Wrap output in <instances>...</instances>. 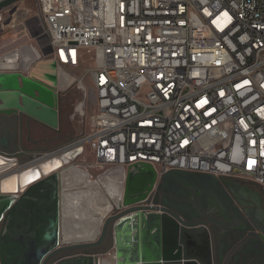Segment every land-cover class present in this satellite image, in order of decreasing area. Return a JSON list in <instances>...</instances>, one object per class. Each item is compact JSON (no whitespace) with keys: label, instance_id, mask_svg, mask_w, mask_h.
<instances>
[{"label":"built area","instance_id":"2783aa9c","mask_svg":"<svg viewBox=\"0 0 264 264\" xmlns=\"http://www.w3.org/2000/svg\"><path fill=\"white\" fill-rule=\"evenodd\" d=\"M60 79L95 95L88 130L35 161L90 149L119 180L134 165L264 188V0H34ZM76 111L83 115L81 105ZM61 152V153H60Z\"/></svg>","mask_w":264,"mask_h":264},{"label":"water","instance_id":"95a60500","mask_svg":"<svg viewBox=\"0 0 264 264\" xmlns=\"http://www.w3.org/2000/svg\"><path fill=\"white\" fill-rule=\"evenodd\" d=\"M10 71L0 68V116H25L57 128L61 94L55 62L39 60L25 73ZM0 158L13 163L12 177H33L18 193L0 192V264H212L207 222H185L150 201L169 172L158 177L150 165H134L119 180L120 196L108 207V212L115 210L104 216L97 240L71 242L64 240L62 173L53 169L40 179L36 168L50 160L16 168L14 160ZM107 241L109 260L88 252Z\"/></svg>","mask_w":264,"mask_h":264},{"label":"flooded vegetation","instance_id":"af4514ba","mask_svg":"<svg viewBox=\"0 0 264 264\" xmlns=\"http://www.w3.org/2000/svg\"><path fill=\"white\" fill-rule=\"evenodd\" d=\"M0 146L10 147L6 142ZM43 154L0 150V156L14 160L16 168L28 166ZM150 201H157L185 222H207L212 264H264V188L236 177L173 171L159 183Z\"/></svg>","mask_w":264,"mask_h":264},{"label":"rangeland","instance_id":"374dc122","mask_svg":"<svg viewBox=\"0 0 264 264\" xmlns=\"http://www.w3.org/2000/svg\"><path fill=\"white\" fill-rule=\"evenodd\" d=\"M0 59L5 55L17 54L18 56H25V51L30 50V47H36L45 42L44 38H40L41 34L39 28V22L37 19V5L34 0H0ZM32 36H35L32 37ZM19 64V63H18ZM96 57L95 53L91 51L87 53L86 50L81 51L80 65L78 69H67V80H71L67 84L66 93L67 102L66 110L68 112L66 116V122L72 124L75 127V131L72 133L73 140L78 139L81 134H85L88 130L89 116H91L96 109L95 95L93 92L87 90V82L89 83V73L86 74V80L84 86L86 91L77 87L74 80L80 78L85 74L87 70L95 68ZM16 66H14L15 68ZM81 105L83 115H80L76 108L79 109ZM68 154V153H67ZM63 153L61 155L66 156ZM68 156V155H67ZM66 158L67 170H79L86 172L89 175V180L94 182H106L112 181V177H108L105 173L106 168L97 166L95 156L90 149L86 148L83 151H79L75 158ZM104 197L107 196L104 194ZM109 199V198H108ZM114 201V200H113ZM114 209L105 214V216L112 215ZM104 218V217H103ZM103 218L99 228L101 231ZM98 233V235H99ZM98 236L94 239L97 240Z\"/></svg>","mask_w":264,"mask_h":264},{"label":"crops","instance_id":"0c3cea01","mask_svg":"<svg viewBox=\"0 0 264 264\" xmlns=\"http://www.w3.org/2000/svg\"><path fill=\"white\" fill-rule=\"evenodd\" d=\"M33 47V46H32ZM38 45L36 47H33L37 49ZM25 56L13 53V57L11 59H7L8 55H5V59H0V68H10L12 72H21L25 73L34 62H36V59L33 58V53L31 50L25 51ZM11 54H9L10 56ZM7 59V60H6ZM12 62V63H11ZM19 63V64H18ZM9 64V65H8ZM15 69H11L14 68ZM10 71V72H11ZM56 83H57V92L60 93V102H59V113H60V123L57 129H53L48 127L45 124H42L36 120L27 118L23 116L20 120H12L10 118H6L4 116H0V121L2 124H0V142H6L10 147L8 149H5L0 146V150H6L10 152H16L18 149L21 151H24L27 154H41V153H51L59 150L63 146H65L69 140L73 139L72 133L75 131V127L72 124H69L66 122V116L68 114L66 110V102H67V94L66 92L67 83L62 81L60 79L59 73L56 69ZM79 151H72L69 152L72 153L69 158L73 159L76 157L77 153ZM61 157H64L61 155ZM79 171V170H75ZM82 172V171H79ZM86 174V181L87 182H94L89 180V175L86 172H83ZM108 177H112L113 180L119 185V178L115 177L113 174L110 173H104ZM97 182V181H96ZM98 183V182H97ZM101 182H99L100 184ZM88 185V184H87ZM101 185V184H100ZM64 193V192H63ZM107 197V196H106ZM109 198V199H108ZM111 196L108 193V203ZM110 206V204H109ZM106 206L105 211H100L101 218L108 212V207ZM104 209V208H103ZM69 210L64 209V220L66 222V227L68 228V231L70 234H73V237L83 239L88 231H90V227H85L83 225L84 218H88V215H83L84 212H81V214L73 215L67 213ZM89 219V218H88ZM101 219H97V221L100 223ZM94 223H91L90 226L92 227ZM101 225V223H100ZM99 231L97 232V234ZM91 235V234H90ZM92 236V235H91ZM96 236L93 235V237ZM110 251V243L107 241L104 244V248L102 250H88L89 253L94 254L98 253L101 254L102 258H107V256L104 255V253ZM75 264V262L73 263Z\"/></svg>","mask_w":264,"mask_h":264},{"label":"bare ground","instance_id":"6f19581e","mask_svg":"<svg viewBox=\"0 0 264 264\" xmlns=\"http://www.w3.org/2000/svg\"><path fill=\"white\" fill-rule=\"evenodd\" d=\"M7 59H11L13 57V53L9 56H5ZM3 57L2 59H5ZM6 59V60H7ZM1 63V62H0ZM12 63V62H11ZM9 65V64H8ZM10 69V68H9ZM66 158L57 157V155L50 160V162L41 165L40 167L36 168L37 173L36 176L41 179L42 175L48 174L53 169H57L54 172L62 173L63 177V215L64 209L69 210L67 213L69 214H81L84 212L83 215H88V218H84L83 225L85 227H90V231L82 237L83 239H79L73 237V234H70L68 228L66 227V222L63 216V223H64V240L65 241H76V240H84V239H95L98 234L100 228V223L98 222L101 218L100 211H105L106 206H109L107 197L108 193L111 196L110 199L117 201L121 193V185H119L115 181H106L101 182L100 184L97 182H87L86 181V174L79 171L67 170ZM13 163L5 162L0 158V192L1 193H18L19 190H24V184L31 181L33 177L30 174L22 175V176H13L11 172ZM53 172V173H54ZM39 179V180H40ZM88 184V185H87ZM104 194L107 197H104ZM110 202V200H109ZM104 208V209H103ZM98 219V221H97ZM100 220V221H101ZM94 223L91 227L90 224ZM92 236H91V235ZM93 237V235H95Z\"/></svg>","mask_w":264,"mask_h":264}]
</instances>
